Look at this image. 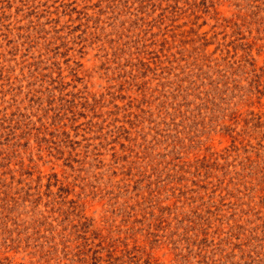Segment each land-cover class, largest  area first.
Here are the masks:
<instances>
[{"label":"rangeland","instance_id":"rangeland-1","mask_svg":"<svg viewBox=\"0 0 264 264\" xmlns=\"http://www.w3.org/2000/svg\"><path fill=\"white\" fill-rule=\"evenodd\" d=\"M0 264H264V0H0Z\"/></svg>","mask_w":264,"mask_h":264}]
</instances>
